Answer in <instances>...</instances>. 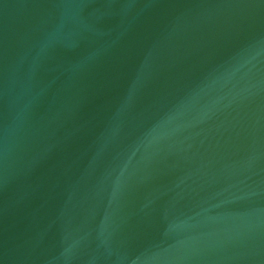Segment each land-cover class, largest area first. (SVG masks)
<instances>
[{
  "label": "water",
  "instance_id": "obj_1",
  "mask_svg": "<svg viewBox=\"0 0 264 264\" xmlns=\"http://www.w3.org/2000/svg\"><path fill=\"white\" fill-rule=\"evenodd\" d=\"M0 264H264V0H0Z\"/></svg>",
  "mask_w": 264,
  "mask_h": 264
}]
</instances>
